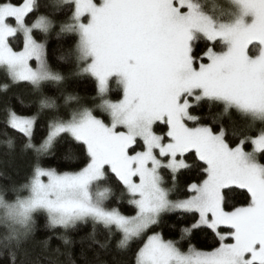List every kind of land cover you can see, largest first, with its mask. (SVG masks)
I'll use <instances>...</instances> for the list:
<instances>
[{
    "label": "snow or ice",
    "instance_id": "snow-or-ice-1",
    "mask_svg": "<svg viewBox=\"0 0 264 264\" xmlns=\"http://www.w3.org/2000/svg\"><path fill=\"white\" fill-rule=\"evenodd\" d=\"M53 35L73 40L55 55L66 72L50 63ZM0 73V135L33 156L14 199L0 194V262L18 264L43 214L66 249L91 223L99 251L82 250L85 264H109L101 252L117 236L118 252L141 242L133 264H264V0H0ZM80 77L94 82L93 107L68 90ZM21 84L30 91L13 92ZM61 149L77 170L43 166ZM125 200L134 214L108 206ZM167 215L179 239L147 235ZM197 232L218 246L182 250Z\"/></svg>",
    "mask_w": 264,
    "mask_h": 264
},
{
    "label": "trees",
    "instance_id": "trees-1",
    "mask_svg": "<svg viewBox=\"0 0 264 264\" xmlns=\"http://www.w3.org/2000/svg\"><path fill=\"white\" fill-rule=\"evenodd\" d=\"M43 3V0H41ZM15 45L19 46V41L13 42ZM73 43L72 39L65 38L63 40H58L55 35H53L49 40V53H50V63L54 68H57L62 71H68V65H59L55 60V55L58 53V50L63 47L67 48L70 44ZM202 48L205 47V42H201L200 45ZM212 46V45H208ZM222 48V44L216 46V50L219 51ZM4 76L0 73V82L4 81ZM45 90L52 93L51 86H46ZM68 90L75 91L79 93L82 97V102L85 106L93 107L92 98L95 97V85L93 80L80 77L74 78L68 83ZM30 91L29 87L25 84H21L19 87L13 89V92H28ZM11 95V93H10ZM121 96L120 89L116 87L114 82L111 85V91L109 93V98L112 100L119 99ZM101 118L107 121V116L101 115ZM9 134L16 136L17 134L11 129L8 130ZM156 131L159 133L162 131V127H157ZM5 137L0 135V194H5L6 198L11 200L14 199L16 193L12 192V188L19 187L24 184L31 174L33 156L30 152H22L20 147L17 145L14 150H10L4 143ZM39 139V134L37 135ZM63 149L58 151L54 157L45 158L42 161L44 167H53L58 171H69L77 170L78 161L73 162L71 165L66 163L63 158ZM197 174L195 172H187L179 176L178 188L183 191L186 188L187 183L192 182L196 178ZM111 183V182H110ZM20 195H25L26 192H20ZM231 203L239 206L240 204L246 203L245 195L238 191ZM109 207H119L120 210L127 215L134 214L135 210L133 207L129 206L125 200L124 203L117 205L115 201L109 202ZM176 222V217L174 215H167L162 219L161 224L158 227L151 229L147 235H151L152 232L162 233L165 239H179L178 233L175 229L170 227V225ZM92 229L91 223L81 224L72 230L69 234L75 241L70 249H66L61 245V242L58 239H55L56 236L60 235V229L51 230L46 227V217L43 214H40L36 217V227L34 233L27 238L21 245L20 251L18 253V264H36L39 261V264H52L53 260H58L59 264H68L67 255L56 257L52 252V249L56 247H61V251L67 253L69 250L71 252L72 259L76 261V264H85V260L81 259L82 250L86 253L87 260L91 261L93 259V253L99 251L96 245H92V248L89 249L90 240L87 239L88 234ZM3 234V229L0 228V235ZM49 236H52L53 239L50 242V246L45 250L44 245L41 243ZM103 237V230H100V238ZM81 238H85L83 243H81ZM119 237L113 239L110 249L107 254L101 252L102 258L106 259L109 264H133L135 251L140 246L141 242H133L130 249L124 252H118L115 248L116 240ZM146 239V236L144 237ZM189 244L194 246L198 250L210 251L212 248L218 246L217 240L210 234L205 232L195 233L190 240H185L181 242L182 250L186 251L189 247ZM115 257V259H113ZM3 264V262H0Z\"/></svg>",
    "mask_w": 264,
    "mask_h": 264
},
{
    "label": "rangeland",
    "instance_id": "rangeland-1",
    "mask_svg": "<svg viewBox=\"0 0 264 264\" xmlns=\"http://www.w3.org/2000/svg\"><path fill=\"white\" fill-rule=\"evenodd\" d=\"M208 2L211 3L212 0H208ZM216 2H218V3H226L227 0H216ZM33 66H35L34 62H33ZM113 82H114V81H113ZM114 84H115V82H114ZM115 85H116V84H115ZM116 87L119 88L117 85H116ZM120 92H121V90H120ZM121 96H122V92H121ZM121 96H120V97H121ZM105 115H106V114H105ZM106 122H107V121H106ZM26 194H27V193H26ZM26 194H25V195H26Z\"/></svg>",
    "mask_w": 264,
    "mask_h": 264
}]
</instances>
